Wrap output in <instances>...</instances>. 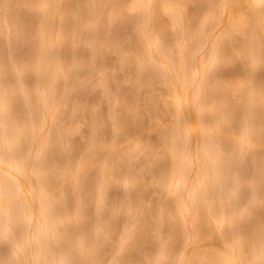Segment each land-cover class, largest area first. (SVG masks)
<instances>
[{
	"label": "rangeland",
	"instance_id": "1",
	"mask_svg": "<svg viewBox=\"0 0 264 264\" xmlns=\"http://www.w3.org/2000/svg\"><path fill=\"white\" fill-rule=\"evenodd\" d=\"M228 1L0 0V264H189L199 245L264 264V0L236 3L245 37ZM16 180L43 212H21Z\"/></svg>",
	"mask_w": 264,
	"mask_h": 264
},
{
	"label": "bare ground",
	"instance_id": "2",
	"mask_svg": "<svg viewBox=\"0 0 264 264\" xmlns=\"http://www.w3.org/2000/svg\"><path fill=\"white\" fill-rule=\"evenodd\" d=\"M20 2H21V0H20ZM248 2V0H229L228 2H226V6L228 5V7H229V12H228V16H229V13L231 12V10H230V7L232 8H234V5L233 4H236V3H239V4H241V5H243V4H245V3H247ZM260 3H262V0H254V5H258V4H260ZM67 5H70V4H67ZM240 5V6H241ZM236 6V13L234 14V10H235V8H234V10H232V12H231V16H232V18L229 16V17H227V19H225V22L226 23H224V25H228V26H225V29L227 28V30H228V28H229V30H228V32L229 31H234V32H237L238 31V33L240 32L239 30H241V35L242 36H246L247 34L249 35V34H252V32H250V31H248L247 30V27H243V26H245L247 23L245 22L246 21V19L245 20H241V16L238 14V12L240 11L239 9L240 8H238V6H237V4L235 5ZM247 6V5H246ZM232 8V9H233ZM70 9H71V6H70ZM86 9V8H85ZM61 10V9H60ZM69 10V7L68 6H65V8H64V11L66 12V11H68ZM234 11V12H233ZM72 13V12H71ZM120 13V12H119ZM118 13V14H119ZM66 14V17H67V13H65ZM233 14L236 16H238L239 15V17L240 18H233ZM242 16H243V14H242ZM124 17H125V15H124ZM245 17V16H244ZM118 18H119V21H120V24L119 25H121V22L122 23H124L125 22V19H127L126 17H125V19H123V17L122 16H118ZM121 18H122V21H121ZM247 18V17H246ZM27 19H29V17L27 18ZM127 21V20H126ZM68 22H69V20L67 21H65L64 23H61L62 25L60 26V29H59V32H56L57 34H61V37H62V39L63 40H66V39H68V35H69V29L71 28V26L68 24ZM72 24V23H71ZM56 25V24H55ZM125 25V24H124ZM249 25V24H248ZM57 27L59 26L58 24L56 25ZM122 26H123V24H122ZM121 26V27H122ZM242 27H243V29H242ZM246 28V29H245ZM17 29H20V27L19 28H17ZM247 30V31H245V30ZM21 30V29H20ZM122 30V29H121ZM227 30H226V33H228L227 32ZM244 30V31H243ZM15 31H17V33H19V31L18 30H16V28H15ZM14 31V32H15ZM22 31H23V29H22ZM117 31V30H116ZM233 31H232V33H233ZM118 32H119V30H118ZM121 32V31H120ZM17 33H15L14 34V38L16 39L17 38V41L15 40V39H13V40H15V43L17 44V43H20V44H18V48L20 49V51L23 49H25L26 47H28V46H30L31 44H32V42L30 43H28V40H27V37H26V41L24 40V35H23V37H21V34H17ZM53 33V32H52ZM16 35H17V37H16ZM18 35H20V36H18ZM141 35V34H140ZM241 35L239 36L240 38H242L241 37ZM181 36V35H180ZM243 37V38H244ZM1 44V43H0ZM2 45V44H1ZM6 45V44H5ZM5 45H2L3 46V49L5 48V47H7V46H5ZM55 45V44H54ZM17 46V45H16ZM16 46H14V47H16ZM9 48V47H8ZM17 48V49H18ZM2 48L0 47V50H1ZM17 49H15V50H17ZM239 52V54H241V55H243L244 53H245V49H244V45H241V46H239L238 47V49H237ZM4 51L2 50V53H3ZM6 52V51H5ZM19 53V52H18ZM22 53V52H21ZM38 53V52H37ZM61 53H63L62 51H61ZM64 53L65 54H67L65 51H64ZM64 54V55H65ZM226 54H227V51H226ZM225 54V55H226ZM228 54H229V51H228ZM231 55V54H230ZM230 55L228 56V57H230ZM246 55V54H245ZM61 56V55H60ZM62 56H63V54H62ZM61 56V57H62ZM65 57V56H64ZM227 57V56H226ZM2 58V57H1ZM41 59V58H40ZM4 61V60H3ZM1 62H2V59H1ZM2 65V64H1ZM0 65V66H1ZM4 65V64H3ZM2 67H5V66H2ZM1 69H3V68H1L0 67V70ZM25 70V69H24ZM25 72H27V70H25ZM238 74H240V70H239V68H237V67H231V68H229V69H227V70H224L223 72H220V74L219 75H217V77H220V78H230V77H233V76H236V75H238ZM216 77V76H215ZM224 80V79H223ZM2 81L3 80H1V83H2ZM228 82V81H227ZM234 88V87H233ZM235 89V88H234ZM41 89H37V90H33V93H34V95H38V94H40L39 93V91H40ZM216 94H218V93H216ZM14 95V94H13ZM18 94H15L14 96L16 97ZM234 95H232L231 94V92L230 93H222V94H220V98L222 99V107H223V112H224V114L225 115H227V116H234V114H235V108H236V106H235V99H236V97L234 96ZM11 97V96H10ZM12 98H13V96H12ZM11 98V99H12ZM18 98H20L19 97V95H18ZM18 98H15L16 99V101L18 100ZM219 98V99H220ZM235 98V99H234ZM14 98H13V100H15ZM69 99V100H68ZM220 99V100H221ZM66 101H70V97L68 96L67 97V100ZM71 101H72V98H71ZM10 103H12V100L10 101ZM12 105V104H11ZM4 106H6V105H4ZM2 107L1 108V112H3V114H5L4 115V118H5V120H7L8 119V115H9V117H10V111H11V109L9 108V109H7L6 107ZM9 111V112H8ZM12 114V113H11ZM13 115H14V113L12 114V117H13ZM17 115V114H16ZM11 117V118H12ZM18 117V116H17ZM262 117H264V116H262ZM15 118V117H14ZM126 118V117H125ZM124 118V120H126V122H128L129 120H130V118L128 119V117H127V119H125ZM18 120V119H17ZM128 120V121H127ZM8 121V120H7ZM12 121V120H11ZM21 121H22V119H21ZM9 122V121H8ZM19 122H20V120H19ZM2 123H3V121L2 122H0V128L1 129H3L4 128V126L2 125ZM22 123V122H21ZM4 124V123H3ZM7 125H8V123H7ZM19 126V125H18ZM9 127V126H8ZM13 127V126H12ZM23 127H25V126H23ZM5 129V128H4ZM16 129V128H15ZM24 130V128H22V127H19V132H22ZM2 132V131H1ZM21 134V133H20ZM55 136H54V141L52 140V142H54L53 144H55L54 146H53V148H55L56 147V145L58 146V145H60L61 143H60V140H61V142L63 141L62 139L64 138V136H63V138L61 137V134H60V138H59V133L58 134H54ZM62 138V139H61ZM60 139V140H59ZM254 144V143H253ZM262 145H264V144H262ZM57 149H59L58 147H57ZM56 151H58V153H59V150H56ZM53 153V152H52ZM58 153H55L56 154V156H57V154ZM55 154H47L48 155V158H46L47 157V155L45 156V158H46V160H48L47 162H46V164L44 163V161H46L45 160V158H44V161H43V165H39V168H40V170L42 171V172H44L43 174H45V173H49V172H51V169H52V167H53V165L55 166V159H53V157L55 158L56 156H54ZM254 154V153H253ZM59 155V154H58ZM58 157V156H57ZM255 157H258V155L256 156L255 154H254V156L252 157V159H251V161H255ZM260 157V156H259ZM256 160H258V158L256 159ZM58 161L56 160V163H57ZM251 164V163H250ZM253 165H255V162H253L252 163ZM1 163H0V167H1ZM25 166H26V170L28 171V166H30L29 165V162H27L26 164H25ZM253 167V166H252ZM255 167V166H254ZM7 173V172H6ZM50 175V174H49ZM14 187H15V190L17 191V192H19L20 194H19V196H17V198H20L21 199V204H20V206L19 207H21L20 209H21V212H25V213H27V215L28 216H33L34 215V213L33 212H43V210L42 211H40L41 209L39 208V211H36V209H35V204L37 203H35L34 202V198H33V189H35V188H33L32 189V187H31V189L29 188H24V186H23V184H22V182L21 181H19V180H16L15 181V183H14ZM246 192V191H245ZM243 193H244V191H243ZM5 196L6 195H4V192H3V189L1 188V190H0V210H4V211H6V209H7V207L9 208L10 207V205L8 204V202H7V200L5 199ZM106 198H108L107 196H106ZM65 199V198H64ZM68 199H69V197H68ZM68 199H67V201L66 202H68ZM105 199V198H104ZM260 199V198H259ZM63 200V199H62ZM62 200H61V202H62ZM106 200H108V199H106ZM257 200H258V198H257ZM70 201V200H69ZM77 201H79V200H77ZM251 201H252V199H251ZM64 202V201H63ZM254 202H255V199H254ZM258 202V201H257ZM259 202H260V200H259ZM64 204H65V202H64ZM249 204H250V202H249ZM252 204H254V203H252ZM68 205V204H67ZM66 205V206H67ZM41 206H42V204H41ZM188 206V205H187ZM250 206H252V205H250ZM38 207V206H37ZM43 207V206H42ZM180 207L181 208H185L184 206H181L180 205ZM190 208H191V206H189V210H190ZM187 208H185V209H183V210H186ZM195 210H196V208H195ZM200 210V209H199ZM195 211L196 213L197 212H200L199 213V216H197L198 214H195L198 218L199 217H201L200 216V214H201V211L202 210H200V211ZM191 211H192V209H191ZM143 212V211H142ZM186 212H187V210H186ZM194 212V211H193ZM189 213H190V211H189ZM189 217L191 218V216H190V214H189ZM192 221V220H191ZM197 221H199V220H197ZM201 221V220H200ZM200 223V222H199ZM198 223V224H199ZM89 224V223H88ZM182 224H183V226H184V222H182ZM202 224V223H201ZM186 225V224H185ZM85 226H87V225H85ZM144 225H141L140 226V229L139 230H141V232L145 229V230H147L146 229V227H143ZM142 227V228H141ZM199 228L201 227V225L200 226H198ZM12 229V228H11ZM15 229V231H16V228H14ZM14 229H12V231L14 230ZM35 231L33 230V228H32V226L31 225H29L28 226V230H27V232H26V244L28 243H30L31 244V241L33 240V238H37V235L34 233ZM145 232V231H144ZM40 234H41V231H40ZM38 235H39V233H38ZM45 236H47V235H41V236H39L40 238H41V240L44 242V244H42V246L45 248H47V247H49V248H51V250H52V256H54V257H57V252L55 253L56 254V256H55V254H54V245H53V248L51 247L52 245H51V243H50V245H49V242H51L52 241V238H51V236H49V237H47V239L49 240V241H47V239H46V241H45ZM38 237V238H39ZM35 238V239H36ZM68 240V239H67ZM189 240V239H188ZM64 241H66V238H64ZM67 242V241H66ZM29 244V245H30ZM193 244V243H192ZM191 244V245H192ZM197 244V243H196ZM195 244V245H196ZM194 245V246H195ZM194 246H192V247H194ZM30 247V246H29ZM202 249V251L200 252L199 250L200 249ZM29 249V248H28ZM184 249H185V246H184ZM26 250H27V247H26ZM32 250V249H31ZM56 250V249H55ZM205 250V249H204ZM203 250V248L202 247H200V245L197 247H195V248H192L190 251H189V254L187 255V257L189 258V264H232V262L234 261V259H232V256H230V255H228L227 253H223L222 254V252H216L215 250H210V249H207V250H205L204 251ZM165 251V250H164ZM17 252H18V250H17ZM30 252V251H29ZM129 252V251H128ZM70 253V252H69ZM68 253V254H69ZM127 253V252H126ZM33 255V254H32ZM32 255H30L29 254V256H28V259L30 260V259H32ZM67 255V254H66ZM131 255V253H129V256ZM227 255V256H226ZM26 256V255H25ZM127 256V255H126ZM23 258H24V256H22ZM26 259H27V257H25ZM24 258V259H25ZM31 261V260H30ZM55 261V260H54ZM238 261V260H237ZM236 260L234 261V262H236V264L238 263L239 264V261L237 262ZM56 262V261H55ZM18 263L19 264H24V262L22 261V260H20V262L18 261ZM33 263V262H32ZM186 263H188V262H186ZM27 264V263H26ZM30 264H31V262H30ZM56 264H58V262H56Z\"/></svg>",
	"mask_w": 264,
	"mask_h": 264
}]
</instances>
